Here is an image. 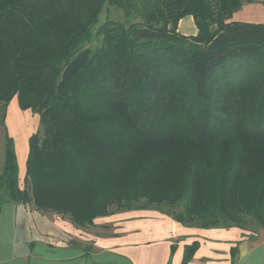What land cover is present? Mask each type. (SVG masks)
<instances>
[{"label":"trees","instance_id":"obj_1","mask_svg":"<svg viewBox=\"0 0 264 264\" xmlns=\"http://www.w3.org/2000/svg\"><path fill=\"white\" fill-rule=\"evenodd\" d=\"M252 2L0 0V125L16 97L40 127L22 188L5 136L0 210L31 204L78 228L157 210L254 238L251 227H264V23L230 21ZM104 6L136 21L99 25ZM188 15L192 38L176 32Z\"/></svg>","mask_w":264,"mask_h":264},{"label":"crops","instance_id":"obj_2","mask_svg":"<svg viewBox=\"0 0 264 264\" xmlns=\"http://www.w3.org/2000/svg\"><path fill=\"white\" fill-rule=\"evenodd\" d=\"M26 154L19 171L25 173ZM24 177V176H23ZM198 247L187 264H263L264 239L238 228L185 227L157 210H130L78 228L31 204L0 210V264H182L185 247ZM173 250V251H172Z\"/></svg>","mask_w":264,"mask_h":264},{"label":"rangeland","instance_id":"obj_3","mask_svg":"<svg viewBox=\"0 0 264 264\" xmlns=\"http://www.w3.org/2000/svg\"><path fill=\"white\" fill-rule=\"evenodd\" d=\"M253 1L254 2L252 3L244 4L237 12L232 15L230 21L239 23L263 24L264 5L262 2L264 0ZM106 20H129L130 22L136 21L133 18L126 19L123 12L117 8L104 6L99 15L98 24L101 25ZM176 32L187 38L195 37L198 30L192 16L188 15L180 19L176 25ZM94 43L96 44V42ZM1 114L2 111H0V115ZM4 116V124L6 129L4 130L0 125V169L4 159L5 136L7 135L13 139L14 151L20 166L23 159L25 158L27 140L29 136L38 131L40 128L38 116L35 113H32L30 110L21 111L18 108L16 97L11 100L5 109ZM23 176V172L19 171V184L21 188L23 187ZM251 228L256 233L258 241L264 239V227L258 228L257 226L253 225Z\"/></svg>","mask_w":264,"mask_h":264}]
</instances>
